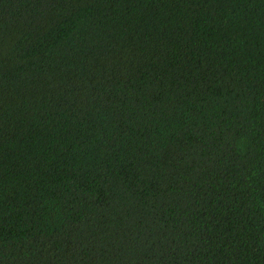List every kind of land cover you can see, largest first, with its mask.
<instances>
[{
  "label": "trees",
  "instance_id": "1",
  "mask_svg": "<svg viewBox=\"0 0 264 264\" xmlns=\"http://www.w3.org/2000/svg\"><path fill=\"white\" fill-rule=\"evenodd\" d=\"M0 264H264V0H0Z\"/></svg>",
  "mask_w": 264,
  "mask_h": 264
}]
</instances>
